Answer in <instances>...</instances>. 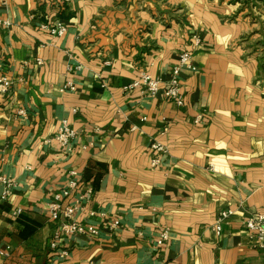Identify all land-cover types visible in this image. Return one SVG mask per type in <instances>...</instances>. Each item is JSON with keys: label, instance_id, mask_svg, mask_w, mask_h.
<instances>
[{"label": "crops", "instance_id": "1", "mask_svg": "<svg viewBox=\"0 0 264 264\" xmlns=\"http://www.w3.org/2000/svg\"><path fill=\"white\" fill-rule=\"evenodd\" d=\"M58 21L62 36L41 27ZM185 49L183 106L130 87L168 79ZM2 74L0 178L15 184L2 199L0 179V264H264L245 225L264 213V0H0ZM71 171L65 204L84 195L75 219L97 236L56 237L49 205Z\"/></svg>", "mask_w": 264, "mask_h": 264}, {"label": "built area", "instance_id": "2", "mask_svg": "<svg viewBox=\"0 0 264 264\" xmlns=\"http://www.w3.org/2000/svg\"><path fill=\"white\" fill-rule=\"evenodd\" d=\"M65 2H72L74 0H63ZM8 24V23H7ZM43 29L48 30L53 36H62L67 31V26L64 22L58 21L52 26L49 23H41ZM194 46L200 45V39L196 37L193 41ZM193 50L185 49L181 52L178 63L172 70L171 76L168 79H163L159 77H154L148 72H142L130 85L131 88H141L151 95H156L160 91L163 92L165 97L173 100L177 105L183 106L185 104L184 95L182 93V84L180 80V74L183 67H188L194 69L193 65ZM38 62H42L39 60ZM13 80L7 75H0V93L8 94L13 87ZM70 89H75L72 83H69ZM203 120L202 116L197 117L196 122ZM77 137L76 129L70 124L67 119L61 121L58 131L55 135V140L65 148H70L72 142ZM152 150L157 154H163L166 152V147L158 142L154 141L151 145ZM159 157H155L152 160L154 166L159 165ZM71 179L69 181L68 187L59 191L55 194L54 200L49 205L48 217L52 221L59 222V228L56 232V237L59 238L60 235L65 232L66 234H83L89 236H97L100 229L94 224H85L81 221L75 219V213L80 209V201L85 198L81 196L76 200L75 204H65V199L69 198L73 190L78 188L80 185V175L77 171L70 172ZM4 184V190L2 194V199L8 198L11 194L12 188L14 187V180L8 177L0 178ZM89 193L92 192L90 188ZM21 209L17 210V213H21ZM234 213L233 210L227 209L219 213L214 223L215 231L218 235L222 234L224 222ZM120 220L116 219L109 225L111 230L117 229L120 226ZM246 228L249 231L251 237L256 240L259 247L264 248V213H254L245 222ZM168 230L163 231L157 240L158 245L164 246L169 240ZM53 245H56L53 242ZM67 251H62L61 255H67ZM8 252L0 249V258L6 256Z\"/></svg>", "mask_w": 264, "mask_h": 264}]
</instances>
